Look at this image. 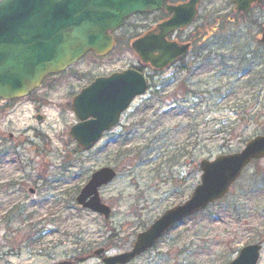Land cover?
Masks as SVG:
<instances>
[{
  "label": "rangeland",
  "instance_id": "374dc122",
  "mask_svg": "<svg viewBox=\"0 0 264 264\" xmlns=\"http://www.w3.org/2000/svg\"><path fill=\"white\" fill-rule=\"evenodd\" d=\"M200 4L202 34L178 65L189 67L150 75L148 91L88 151L70 152L75 143L67 131L76 121L70 99L99 73L140 65L127 38L152 25L154 15L131 17L110 57L98 61L88 55L32 98L0 101V264H56L102 246L107 254L125 251L154 218L188 198L199 182L202 158L236 152L250 137L264 134V90L247 82L252 71L259 74L264 67V45L257 43L264 7L243 17L232 10V0ZM37 112L43 121L36 120ZM106 165L117 171L100 189L112 210L109 220L76 206L62 212L66 219L60 224L52 221L60 212L43 215L56 198L66 200L93 169ZM263 175L264 158L251 162L223 200L177 224L128 264H227L250 242L251 229L264 223ZM39 203L41 216L28 223L12 221L10 212L11 222L3 219L15 204L32 212ZM75 224L81 237L64 232ZM28 232L37 240L32 246ZM86 264L101 261L90 258Z\"/></svg>",
  "mask_w": 264,
  "mask_h": 264
},
{
  "label": "water",
  "instance_id": "95a60500",
  "mask_svg": "<svg viewBox=\"0 0 264 264\" xmlns=\"http://www.w3.org/2000/svg\"><path fill=\"white\" fill-rule=\"evenodd\" d=\"M198 2L187 0L170 5L168 0H0V97L27 95L46 74L64 70L89 50L96 55L106 54L113 45L110 31L138 12L165 9L172 13L131 43L143 62L163 69L176 57H184L189 46L169 42L165 36L193 22ZM234 2V11L245 13L257 0ZM260 42L264 43V25ZM144 80L133 69L96 78L72 99L70 106L79 122L70 126V138L81 148H90L103 131L116 123L133 97L145 91ZM263 156L264 135H257L239 152L202 159L200 182L190 197L167 209L145 231L138 233L130 251L106 256L104 264H124L151 247L175 222L222 197L249 160ZM114 176V170L109 167L95 170L76 196V203L108 218L111 210L101 202L98 188ZM257 248L246 245L229 264H255ZM101 252L103 248L93 254Z\"/></svg>",
  "mask_w": 264,
  "mask_h": 264
},
{
  "label": "trees",
  "instance_id": "16d2710c",
  "mask_svg": "<svg viewBox=\"0 0 264 264\" xmlns=\"http://www.w3.org/2000/svg\"><path fill=\"white\" fill-rule=\"evenodd\" d=\"M257 6L260 7V8L264 7V0H259V3H258ZM263 72H264V67H263L262 71L259 72V74L255 73L253 71L250 73V75H249L250 76V80H247V82H250V85H249L250 87L257 86V87H259V89H261V87H262V89L264 90V73ZM259 89L255 90V91H257L259 93ZM262 107L264 108V103H262ZM261 114L264 116V109H263V112ZM256 116L258 118L259 117V113ZM75 192L76 191L73 190V192H71V194L68 196V198H66V200L55 199L53 201L54 202L53 206L48 210V213L44 212L43 215L57 213L58 210H60L61 212L65 213V211H67L68 209L73 208V206H75V204L73 203ZM39 207H42L41 203H39L36 207H34L33 208L34 210H32V212H29V210L25 209L22 206L19 209H17L18 211L16 210V214H14L15 218L17 219L19 217L21 219V221L22 220L23 221H28V220H31L33 217H35V215H37V214L39 216H41V212H37V210L35 209V208H37L39 210ZM61 215H62V213L58 214L59 217H58V220L55 219L56 222H58V223L62 222ZM77 234H81V231L76 232V235Z\"/></svg>",
  "mask_w": 264,
  "mask_h": 264
},
{
  "label": "flooded vegetation",
  "instance_id": "af4514ba",
  "mask_svg": "<svg viewBox=\"0 0 264 264\" xmlns=\"http://www.w3.org/2000/svg\"><path fill=\"white\" fill-rule=\"evenodd\" d=\"M183 1H185V0H170V3H180V2H183ZM168 16H169V14H167L165 11H158L156 13V16H154L155 20L153 22L155 23L157 21H160L162 19L167 18ZM185 33H186V31L177 30L174 33L170 34L168 36V39H171V40H174V41H178V42L191 41L190 37H188ZM191 38L193 39L191 41V43L193 45V42L195 41V38H194V36L191 37ZM176 64L177 63H175L174 65H172V66H170L168 68H170V69L174 68L176 66ZM107 74H110V72L107 73ZM260 214H262L260 216H263L264 215V210L262 211V213L260 212ZM261 224H262V226L258 225V226L253 227L251 229V232H250V234H251L250 235V244L259 245V250H258V255H257L258 256L257 264H262V262L264 261V232H262L263 229H264V223L262 222ZM260 228H261V230H260Z\"/></svg>",
  "mask_w": 264,
  "mask_h": 264
},
{
  "label": "bare ground",
  "instance_id": "6f19581e",
  "mask_svg": "<svg viewBox=\"0 0 264 264\" xmlns=\"http://www.w3.org/2000/svg\"><path fill=\"white\" fill-rule=\"evenodd\" d=\"M42 251H44V250H42Z\"/></svg>",
  "mask_w": 264,
  "mask_h": 264
}]
</instances>
